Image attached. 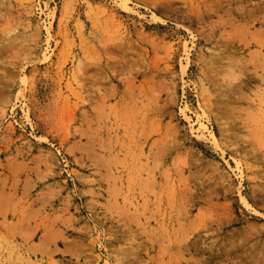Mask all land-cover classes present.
<instances>
[{
	"label": "rangeland",
	"instance_id": "374dc122",
	"mask_svg": "<svg viewBox=\"0 0 264 264\" xmlns=\"http://www.w3.org/2000/svg\"><path fill=\"white\" fill-rule=\"evenodd\" d=\"M0 264H264V0H0Z\"/></svg>",
	"mask_w": 264,
	"mask_h": 264
},
{
	"label": "bare ground",
	"instance_id": "6f19581e",
	"mask_svg": "<svg viewBox=\"0 0 264 264\" xmlns=\"http://www.w3.org/2000/svg\"><path fill=\"white\" fill-rule=\"evenodd\" d=\"M77 179L81 181V180H83L84 178L82 179V175H77ZM243 200H245V199H243Z\"/></svg>",
	"mask_w": 264,
	"mask_h": 264
},
{
	"label": "built area",
	"instance_id": "2783aa9c",
	"mask_svg": "<svg viewBox=\"0 0 264 264\" xmlns=\"http://www.w3.org/2000/svg\"><path fill=\"white\" fill-rule=\"evenodd\" d=\"M66 163V161H64ZM67 166V165H66Z\"/></svg>",
	"mask_w": 264,
	"mask_h": 264
}]
</instances>
